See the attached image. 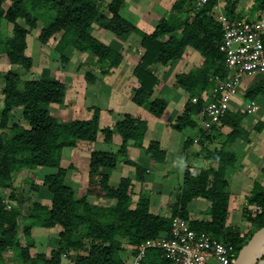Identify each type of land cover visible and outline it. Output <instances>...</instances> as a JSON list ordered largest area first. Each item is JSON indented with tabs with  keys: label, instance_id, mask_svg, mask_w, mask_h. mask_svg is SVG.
Listing matches in <instances>:
<instances>
[{
	"label": "trees",
	"instance_id": "trees-1",
	"mask_svg": "<svg viewBox=\"0 0 264 264\" xmlns=\"http://www.w3.org/2000/svg\"><path fill=\"white\" fill-rule=\"evenodd\" d=\"M8 1L10 4L6 8ZM218 2L207 0L198 8L195 0H174L168 13L157 21L155 29L146 32L121 13L125 0H110L104 8L99 0H0V21L13 23L10 34L0 30V63L17 65V68L11 67L6 71L0 69V81L4 79L1 87L4 103L0 113V188L3 191L10 189L8 197L12 202L8 207L0 193V264H6L4 255L9 251L15 264H62L64 254L72 258L73 264H127L126 257L122 255L126 251L124 244L133 247V255L137 254L142 244L168 232L173 217L177 215L190 220V225L197 231L210 232L230 244L232 263L252 234L264 226V184L258 180L254 181L247 197L248 202L258 209L256 214L247 215L254 229L244 238L228 225L230 195L225 174L228 166L233 167L239 162V154L232 145L238 138L245 137L241 116L229 109L219 121L232 128L221 148L210 149L206 145V141L214 140L210 131L217 130L215 124L208 130L199 126L206 119L201 115L202 109L209 101L218 98H206L208 90L215 85L216 79L223 80L229 74L226 56L221 49L224 31L214 11ZM238 2L225 0L231 22L246 16L244 11H238ZM263 15L264 0H254L247 20L261 21ZM39 20L43 21L38 36L42 44H48L51 38L61 33L55 46L59 53L63 54L68 47L92 52L97 58L96 64L100 67L107 64V70L120 66L124 56L90 33L92 25L101 23L104 29L117 35L136 33L141 38L144 52L133 71L139 86L134 89L132 100L158 118L163 116L168 101L163 97L152 98L159 81L153 66L181 59L188 46L203 56L202 65L176 76L177 84L188 95L182 113L171 126L185 136L183 150L186 160L199 157L217 161V167L210 164L195 172L189 165H184L181 193L170 216L151 210V195L148 193L141 192L134 201L131 177L122 176L116 187L110 184L108 171L114 170L119 162L133 166L138 180L146 181L147 169L128 157L130 143L145 149L157 162L167 160L168 153L158 140L144 144L148 131L146 120L125 113L115 123V128L101 127V109L98 106L92 107L89 118L62 120L53 114L51 105L64 103L66 84L45 74L40 78L22 79L18 67L29 69L33 65V58L27 54L28 35L37 27ZM261 36L264 43V33ZM87 77L90 82L95 80L92 74ZM259 95L264 96V78L246 90V97L251 100ZM17 107L22 108L24 123L9 125L12 112ZM254 128L262 132L264 121H258ZM100 132L106 144L113 142L115 133L120 135L121 143L114 149L91 151L86 194L79 198L68 183L74 165L62 166L63 151L76 147L79 142H95ZM195 142L202 145L201 149L187 154ZM39 167L56 169L46 174L42 182L51 194L50 204L31 201L20 187L12 183L18 171ZM32 184L34 189L40 188L39 184ZM200 197L211 202L208 220L190 219L188 205ZM103 199L109 203H100ZM27 202L29 204L25 205ZM19 218L33 220L21 225ZM36 223L44 228L61 227L59 245L51 251L50 257L41 252L31 254L30 249L35 244L31 232ZM21 229L26 245L21 243ZM86 239L91 246L86 254H81L79 252ZM72 250L77 253L70 254ZM143 261L171 264L162 256L161 248L156 246L146 248Z\"/></svg>",
	"mask_w": 264,
	"mask_h": 264
},
{
	"label": "rangeland",
	"instance_id": "rangeland-1",
	"mask_svg": "<svg viewBox=\"0 0 264 264\" xmlns=\"http://www.w3.org/2000/svg\"><path fill=\"white\" fill-rule=\"evenodd\" d=\"M99 1L103 5V8L110 2V0ZM171 2L172 0H125V5L121 9V13L124 17L139 26L144 31L152 32L155 29L159 18L166 15L170 10L172 5ZM253 3L254 0H239L237 5L238 11H244L246 13V16L243 19L248 18ZM9 4V1L6 2L5 7L7 8ZM203 4L204 3L199 2L196 5L199 8L203 6ZM225 4V0H219L214 9L215 16H218L220 13L227 14ZM104 11L108 16H111L108 10L104 9ZM253 17H255V15L252 16V18ZM20 22L24 23L21 19ZM253 23L257 24L260 34L264 33V15L261 21ZM42 26L43 21L39 20L37 27L34 28L28 35L27 54L33 58L32 67L29 69L24 67L18 68L23 80L40 78L43 74H45L46 76L48 75V77L56 78L66 84V99L62 104L51 105V111L53 114L62 120L74 118L86 119L90 117L92 107L99 106L103 112V118L101 119L102 127L111 126L115 128V123L122 119L125 113H130L134 117L142 118L148 122V131L144 139V143L146 145L149 144L150 140H157V138H161L162 141H164L167 138L168 130L171 131L174 129L171 124L175 121L176 117L182 113L184 103L188 95V93L177 84L176 76L179 74L178 72H186L192 66L202 65L203 56L202 59L200 56H197L196 58H186L183 62L172 61L167 65L158 64L160 67L158 69L156 68L154 71L159 77V85L157 84L155 87V92L152 98L163 97L167 99L168 107L160 119H154L156 117L145 107L137 105L132 100L134 96V89L139 86V81L134 76L133 71L140 56L144 52V48L141 46V38L136 33L129 32L124 35H117L104 29L101 23H95L92 25L89 29L90 33L117 49L124 56L120 66L107 70V64H103V67L96 64L97 58L92 52H80L75 48L68 47L63 54L59 53L55 46L58 38L61 36V33H58L55 37L51 38L48 44H42L38 40ZM12 28L13 23L5 20L0 21L1 31L3 30L6 31L7 34H10ZM11 67L17 68V65L0 63V69L2 71H6ZM88 74H92L95 77L93 82L88 80ZM263 78L264 74H261L242 80L238 92L235 94L237 107H233V110L239 113L242 118L241 125L246 129L243 132V135H245L243 138L252 139V141L255 139L257 143L259 142L258 144L262 145V151L264 153V129L262 132H258L254 128L258 121H264L263 97L259 95L253 100L246 97V90L261 81ZM3 84L4 79L2 78L0 81V113L4 103V95L1 89ZM235 99L233 98L234 101ZM254 101L258 102L257 108L253 112H249L247 110L248 105L254 103ZM14 122L24 123L21 107L15 108L12 112V116L9 119V125ZM155 122L156 126H160L161 128L164 126L165 130L156 128L154 125ZM199 126L200 128L207 130L210 128V126L203 121L200 122ZM215 126L217 127V130L214 132L212 130L210 131V134L214 136L215 140H212L211 142L206 141V145L210 149L219 148L220 145L223 144L226 134L232 130L231 127L222 125L221 122H216ZM155 133L157 135H155ZM175 133L178 134V137L176 140L170 141L172 142L175 151L178 152L176 154L177 157L170 165L168 173H165L162 177L160 183H158L156 179L152 180L150 176V165L145 164L146 167H144L147 169L146 181L141 182L136 176L135 168L131 165H125L123 162H119L117 169L113 170L112 182L110 181V183L119 181L120 179L118 180L116 176L131 177L133 179L131 194L134 201L138 199L141 192L150 194V191L153 192L155 191L154 188H156L158 195L156 200H154L155 205L153 212L169 216L173 213V207L178 201V195L181 193L184 165L190 166L191 163L192 167L195 166L200 168L201 166L206 167L208 163V160L199 157H191L189 159V163L184 154L182 146L183 139L177 131H175ZM114 138L117 142L116 144L118 145L120 143L119 134L115 133ZM245 141L246 140H244V142ZM112 144H114V142L109 145L106 144L104 142V135L100 133L99 139L95 144L94 142L86 141L79 142L74 148H65L62 157V166H69L70 164L74 165V168L70 171L68 183L76 191L77 197L81 198L86 194L91 151L93 149L106 150L109 146L113 147ZM201 147L202 145L199 142H195L187 152L200 150ZM242 147L240 148L241 151L243 149ZM133 153L134 152L131 153V159L133 158L134 160L135 158V161L139 163L143 161L150 162V154L147 153L145 149L138 147L137 151L134 154ZM263 153H261V155ZM129 154L130 152L128 153V157L130 158ZM243 159L238 165L230 169L232 170L230 174L231 182L227 187L229 195H231L232 192L235 193L236 191V174H246L248 183H251L253 181L252 176L254 175L255 168H258L259 174L261 173V176L264 177V155H262L261 158L258 157L255 159V164L248 162L247 158ZM215 167H217V161H215ZM52 170L53 171H30L23 169L14 174L12 183L13 185L20 187L23 190V194L30 197L31 201H39L41 203L48 202V204H50L51 194L48 189L42 185V182L46 174L56 171V169ZM241 177L242 176H240V178ZM262 181H264V178ZM33 182L40 185L38 190L34 189L32 186ZM47 192L49 194L48 199L46 196ZM9 193L10 189L7 188L3 191V196L6 203L12 204L8 197ZM199 199L204 200L205 198L200 197ZM100 201L103 203H109V200L103 199V201ZM235 201L234 209L236 210L239 219L231 220L229 225L233 231L246 238L254 229L250 221L247 219V215L256 214L258 209L256 206L251 205L248 200H245L243 196L236 197ZM201 202L202 201H193L188 205V209H190L192 213L189 214L191 217L190 219H196L198 214L199 218H205L207 220L210 219V215L208 213L210 206L208 205L206 207L205 204H201ZM28 204L29 202L25 203V205ZM32 220L33 219L31 218L29 220L19 218L21 225L26 221L31 222ZM36 227H39L38 223L34 224L31 232L32 237L35 240L34 246L30 249L31 254L34 255L41 252L46 253L50 257L51 251L59 245L58 234L61 231V227L56 226L50 229ZM20 234L22 245H26L27 241L22 229ZM84 242L85 243L80 252L78 251L81 254H86L91 246V242L89 240L86 239ZM124 246L126 251L122 252V255L126 257L127 264H133L135 258V256L131 253V249L133 247L129 246L127 243L124 244ZM76 253L77 252L74 250L70 251V254ZM4 257L8 264H15L11 259H8V253H5ZM62 264H73V260L70 256L64 254L62 257Z\"/></svg>",
	"mask_w": 264,
	"mask_h": 264
},
{
	"label": "built area",
	"instance_id": "built-area-1",
	"mask_svg": "<svg viewBox=\"0 0 264 264\" xmlns=\"http://www.w3.org/2000/svg\"><path fill=\"white\" fill-rule=\"evenodd\" d=\"M206 1L195 0L196 3ZM217 20L224 31L221 49L226 56L229 74L223 80L216 79L215 85L207 92L206 98L218 97L209 101L201 111V115L206 116L203 122L208 126L219 122L229 110L228 99L238 92L243 79L264 74V43L257 24L247 19L231 22L223 13L218 14ZM256 108V105L249 104L247 110L253 112ZM3 200L6 202L5 198ZM148 246L161 248L162 256L171 264H231L230 244L210 232L197 231L190 225V220L180 216L172 219L168 232L139 247L133 264H150L143 261Z\"/></svg>",
	"mask_w": 264,
	"mask_h": 264
},
{
	"label": "crops",
	"instance_id": "crops-1",
	"mask_svg": "<svg viewBox=\"0 0 264 264\" xmlns=\"http://www.w3.org/2000/svg\"><path fill=\"white\" fill-rule=\"evenodd\" d=\"M174 2V0H172V2H171V4ZM170 4V5H171ZM197 56H200L201 57V59H202V55H200L193 47H191V46H188L187 48H186V50H185V53H184V55H183V57L181 58V59H178V60H176V61H179V62H183L184 61V59H186V58H190V57H194V58H196ZM202 61H203V59H202ZM160 66L158 65V64H155L154 65V70L157 68H159ZM191 68H194V66H192V67H190L187 71H189ZM185 71V70H184ZM186 71V72H187ZM178 73H180V72H178ZM247 78H252V77H246L245 79H247ZM159 85V84H158ZM235 96L236 95H232V96H230V98L228 99V109H233V107H237V104H236V99H235ZM261 97H263V101H264V96H261ZM233 98L235 99V101L233 100ZM256 103V104H255ZM257 101H254V103H252V104H254V105H256L257 106ZM99 107V106H98ZM259 108V107H258ZM101 109V108H100ZM175 109V108H174ZM92 114V113H91ZM88 116V115H87ZM91 116V115H90ZM89 118V117H88ZM103 118V112H102V110H101V117H100V125H102L101 123V119ZM154 119H160V118H158V117H156V118H154ZM203 121V120H202ZM169 122H172V121H169ZM155 127L156 128H158V129H160L161 127L160 126H156V122H155ZM102 127V126H101ZM164 129V126H162V128H161V130H163ZM168 129H170V128H168ZM223 129H224V127H223ZM165 130V129H164ZM175 129H173V130H168V133H167V138L164 140V141H162V139L161 138H157V140L161 143V145H162V148H164L166 151H167V153H168V158H167V160L165 161V162H157V161H155V160H153L151 157L149 158V160H150V162L149 161H143V162H141V164L143 165V166H145V164H147V165H150V176H151V178H152V180H155L156 179V181L158 182V183H160L161 182V180H162V177L165 175V173H167L168 172V169H169V167H170V165L172 164V162H174L175 161V159H176V154L178 153L177 151H175V149L173 148V144H172V142L170 141V140H176V138L178 137V134H176L175 133V131H177V130H175ZM172 131H174V132H172ZM180 135H181V138L183 139V143H184V140H185V136L182 134V133H180L179 131H177ZM101 133V132H100ZM100 133H99V135H98V138H97V140L99 139V136H100ZM161 134H163V133H161ZM155 135H157L156 133H155ZM119 138H120V143H121V137H120V135H119ZM180 138V139H181ZM97 140L94 142V144L97 142ZM178 140V139H177ZM215 140V139H214ZM113 142H114V144H112L113 145V147L112 146H109L107 149H114L116 146H118L116 143V140H115V138L113 137ZM112 142V143H113ZM177 142V141H176ZM259 143V142H258ZM256 141H255V139H254V141H252V139H248V141L246 140L245 142H244V139L243 138H238L234 143H233V145H232V149H234L237 153H239V158H240V160H239V162L236 164V165H238L239 163H240V161L243 159V158H247L248 159V162H251V163H253V164H255L254 162H255V159H257L258 157L259 158H261V156L262 155H264V153H263V147H262V145H260V144H258ZM145 144V143H144ZM146 145V144H145ZM183 146V145H182ZM223 146V144L222 145H220V147L219 148H221ZM243 146V147H242ZM243 148L242 149V151L240 150V148ZM137 149H138V147H136L133 143H130L129 144V146H128V153L130 152V154H129V156H130V158H131V153L132 152H136L137 151ZM180 149V148H179ZM65 150V149H64ZM94 150V149H93ZM92 150V151H93ZM189 150V149H188ZM187 150V151H188ZM64 152V151H63ZM190 152V151H189ZM189 152H186L187 154L189 153ZM133 153V154H134ZM191 153V152H190ZM261 153H263L262 155H261ZM253 155H256V156H253ZM255 157V158H254ZM133 159V158H132ZM134 160H135V158H134ZM143 160H145V159H143ZM205 160H208V159H205ZM244 160V159H243ZM189 163H190V161H189ZM210 164H212L213 166H215V161H209L208 160V163H207V165H206V167L205 166H201L200 168H198V167H192V164L190 163V169L191 170H193V171H195V172H199L201 169H203L204 167L205 168H207ZM235 165V166H236ZM119 165H117V167H118ZM235 166H233V167H235ZM117 167L115 168V169H117ZM146 167V166H145ZM233 167H231V166H228L227 167V169H226V174H225V176H226V178H227V180L229 181V183L231 182L230 180H231V178H230V174H231V171L232 170H230L231 168H233ZM198 169V170H196V169ZM248 168V167H247ZM52 169L53 168H49V167H39V168H36V169H31L30 171H35V170H48V171H52ZM114 169V170H115ZM249 170V169H248ZM112 172H113V170H109L108 171V173L110 174V181L112 182V177H113V175H112ZM240 176H242L241 178H240ZM122 177V176H121ZM121 177H119V176H116V178H118V180L121 178ZM253 177V181L251 182V183H248V181H247V177H246V174H236V178H235V189H236V191H235V193L234 192H232L231 193V195H230V200H229V212H228V225H229V223H230V221L231 220H234V219H239V216H238V214H237V212H236V210L234 209V206H235V199H236V197H241V196H243L244 197V199L245 200H248L247 199V197H248V195L250 194V192H251V189H252V186H253V183H254V181L255 180H258V181H261L263 184H264V181H262V179L264 178V177H262L261 176V173L259 174V172H258V168H255V171H254V175L252 176ZM118 182V183H117ZM119 182H120V180L119 181H115L114 183H110L111 185H113V186H118V184H119ZM159 186V185H158ZM160 187V186H159ZM0 193L2 192V194H3V190L0 188ZM154 190L155 191H153V192H151L150 191V194H151V210L152 211H154L153 210V208H154V200H156V198H157V195H158V191L156 190V188H154ZM50 193V192H49ZM47 199H48V196H49V194H48V192H47ZM46 199V200H47ZM103 201V200H102ZM195 202H198V201H202L201 202V204H205V206L207 207L208 205L210 206L211 205V202L210 201H208V200H200L199 198H197V199H195L194 200ZM100 203H103V202H101V201H99ZM42 203H44V204H48V202H42ZM189 210V212H190V214H192L191 213V210L190 209H188ZM196 219H199V220H207V219H205V218H199V214H198V216H196ZM230 226V225H229ZM231 227V226H230ZM36 228H42V226H39V227H36ZM46 229H50V228H46ZM20 236H21V234H20ZM8 256H9V260H10V256H12V252L11 251H9L8 252ZM6 264H8V262L6 261ZM253 264H264V255L263 256H261V257H259Z\"/></svg>",
	"mask_w": 264,
	"mask_h": 264
},
{
	"label": "water",
	"instance_id": "water-1",
	"mask_svg": "<svg viewBox=\"0 0 264 264\" xmlns=\"http://www.w3.org/2000/svg\"><path fill=\"white\" fill-rule=\"evenodd\" d=\"M264 244V226L257 229L249 240L240 248L237 256L231 264H253L259 257L264 255V251L254 257V250L257 246Z\"/></svg>",
	"mask_w": 264,
	"mask_h": 264
},
{
	"label": "bare ground",
	"instance_id": "bare-ground-1",
	"mask_svg": "<svg viewBox=\"0 0 264 264\" xmlns=\"http://www.w3.org/2000/svg\"><path fill=\"white\" fill-rule=\"evenodd\" d=\"M264 251V244L263 245H259V246H257L256 247V249L254 250V257L256 256V255H259V254H261L262 252Z\"/></svg>",
	"mask_w": 264,
	"mask_h": 264
}]
</instances>
